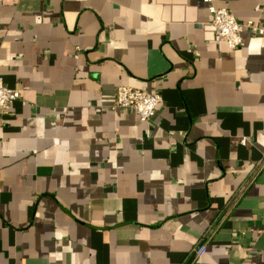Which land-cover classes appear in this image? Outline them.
Returning <instances> with one entry per match:
<instances>
[{"label": "crops", "instance_id": "0c3cea01", "mask_svg": "<svg viewBox=\"0 0 264 264\" xmlns=\"http://www.w3.org/2000/svg\"><path fill=\"white\" fill-rule=\"evenodd\" d=\"M211 1L264 29V0ZM243 40L204 0H0V264H264V35ZM122 86L162 97L154 121Z\"/></svg>", "mask_w": 264, "mask_h": 264}, {"label": "built area", "instance_id": "2783aa9c", "mask_svg": "<svg viewBox=\"0 0 264 264\" xmlns=\"http://www.w3.org/2000/svg\"><path fill=\"white\" fill-rule=\"evenodd\" d=\"M204 2L208 4L209 12L212 15L217 38L227 45L229 51L237 52L243 48L245 32H249L254 37L264 35V29L259 28L253 21L241 22L230 10L215 7L211 0H204ZM19 98V92L9 88L0 76V115H6ZM161 103L162 97L159 94L122 86L117 89L114 109L134 111L142 122L148 123L155 120L157 108ZM261 164L262 162L259 163V165ZM209 233L194 249V254L198 258H201L207 250L205 238Z\"/></svg>", "mask_w": 264, "mask_h": 264}]
</instances>
